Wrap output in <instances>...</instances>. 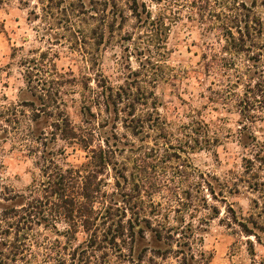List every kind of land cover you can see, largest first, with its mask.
Segmentation results:
<instances>
[{"label":"trees","instance_id":"1","mask_svg":"<svg viewBox=\"0 0 264 264\" xmlns=\"http://www.w3.org/2000/svg\"><path fill=\"white\" fill-rule=\"evenodd\" d=\"M122 1L124 8L115 0H97L91 6L102 19L104 34H113L127 18L133 21L134 34L125 39L126 53L139 63L137 71L129 69L128 77L135 78L132 82L114 87L102 74L99 79L82 76L79 81L72 72L59 73L47 60V52H35L32 54L36 57L24 58L21 63L30 99L0 107V141L18 143L35 157L38 168V174L22 193L0 185V205H5L0 207V264H110L113 252L126 256L123 250L131 252L137 237L144 239L148 231L154 241L169 247L164 252L153 250L154 255L174 251L186 263L188 256L192 258L193 245L206 219L194 224L195 214L213 211L217 218L218 211L209 201H217L218 196L225 201V192L239 195L241 190L258 194V199L252 201V212L245 218L241 211L237 214L225 205L224 222L261 242L264 178L260 172L264 170V157L254 155V161L242 166L244 174L223 182L196 172L188 163V155L208 149L206 125L193 119L190 123L168 121L159 113L149 89L153 90L160 80L176 19L194 18L199 27L214 30L224 42L219 51L210 49V55L203 57V76L214 80L222 73L227 78L224 85H218L223 87L220 91H210L216 97L221 92L229 93L240 107L239 130H252L258 107L264 101V22L257 17L260 9L264 11V0H168L157 14L142 0ZM38 2L42 11H60L65 16L71 27L69 37L79 48L80 39L69 18L76 16L77 8L66 5L65 0ZM103 43L104 40L96 44ZM83 54L93 71L97 59ZM239 56L243 58L242 67L235 64ZM63 87L82 98V121L78 127L61 109ZM142 92L152 96V103L135 99ZM140 104L150 105L151 112L144 119H135L134 107ZM91 107H97L98 113ZM99 107L108 114L112 108L111 125L108 119L103 120ZM119 124L125 133L118 132ZM251 139V145H259L255 137ZM58 141L83 151L86 162L78 167L61 165L65 150L57 147ZM160 151L166 154L161 160V169L168 175L165 179L159 178L155 166L148 162ZM125 153L134 156L130 166L118 161ZM106 175L113 180L110 192L106 191ZM165 193L164 204L153 201L154 196ZM169 213L176 214L178 225L169 223Z\"/></svg>","mask_w":264,"mask_h":264},{"label":"rangeland","instance_id":"2","mask_svg":"<svg viewBox=\"0 0 264 264\" xmlns=\"http://www.w3.org/2000/svg\"><path fill=\"white\" fill-rule=\"evenodd\" d=\"M65 1L66 5H73L78 10L74 18L72 15L69 18L73 32L80 39L79 48L69 37L68 30L71 27L60 11H49L50 9L42 11L38 0H0V107L30 99L24 85L21 63L24 58L36 57L32 54L35 52H47V60L56 66L59 73L72 72L79 81L82 80V76L99 79L98 75L102 74L111 85L117 87L123 85L125 81L132 82L135 79L132 75L128 77L129 69L137 71L139 63L125 51L127 45L125 39L134 34L133 21L127 18L120 28H115L113 34H104L102 19L95 7L91 6L97 0H81L82 5L80 0ZM115 1L118 6L123 7L122 0ZM142 1L153 14H157L168 0ZM159 1H162L161 4H157ZM124 13L125 16L128 15L127 11ZM257 17L264 22V11L260 9ZM192 19H187L185 16L181 20L180 16L176 19L169 34L168 59L159 72V82L155 84L153 90H149L154 93L159 113L167 117L168 121L190 123L193 119L202 121L206 125L210 136L208 149L189 154L188 163L196 172L215 176L223 182L234 175L244 174L242 166L246 161H254V155L259 154V157H264V101L261 107H258L259 112L256 113V119L251 124L252 130L243 132L239 130L242 123L240 107L236 106L229 93L221 92L216 97L210 91L211 89L215 92L220 91L223 87L218 85L227 82L226 76L219 73L213 80L212 77H205L202 74L203 57L209 56L212 51H219L224 42L217 32L208 31L203 26L199 27L195 19ZM102 39L103 44H96L102 43ZM78 50L89 53V56L97 59L93 71L89 70V66L83 60V52ZM235 64L242 67V56L236 59ZM256 77L254 76L255 81ZM90 85L94 86L92 82ZM62 89L61 109L68 115L72 124L78 127L82 121V98L79 93H69L66 87ZM135 99L139 103L150 104L153 101L150 94L143 92ZM99 108L103 120L108 119L111 125L114 121L112 108L109 114L104 113L103 107ZM18 109L22 108L18 107ZM91 110L95 113L99 111L97 107H91ZM134 110L135 119L138 117L144 119L151 112V106L140 104L136 105ZM118 127L119 133H125L120 124ZM251 137H255L259 145L256 147L251 145L253 143ZM240 138L243 142H240ZM57 145L58 148L64 147L65 150V157L60 162L64 167L67 165L78 167L86 162L85 153L77 147H68L61 141H58ZM133 157L125 153L122 157H118V161L130 166ZM164 157H166L165 152L160 151L148 162L155 166L154 170L158 177L165 179L168 175L161 169L163 166L161 160ZM35 162V157L23 151L18 143L0 141L1 187H6L13 193L24 192L38 174ZM255 164L256 169L258 163ZM260 175L264 178V170ZM104 178L108 183L106 191L110 192L113 185L111 175H106ZM165 195L166 193L154 196L153 201L164 204ZM222 196L225 201H222L220 196L217 201H209L210 206L216 207L218 211L217 218L213 211H201L195 214L192 221L194 224H198V220L204 219L203 217L206 219L201 226L203 231L197 236L198 241L193 245L192 258L188 256L186 263L184 257L174 251L163 256L154 255L153 250L160 249L164 252L169 247L154 241L152 233L148 231L144 239L137 237L131 252L128 249L123 250L126 256L113 252L110 255V264H264V235L258 243L253 236L246 237L241 234L237 226H226L224 222L225 205H229L237 214L241 211L243 217L247 218L252 212V201L258 199V194L241 190L239 195L225 192ZM0 202H2L1 198ZM175 215L169 213L171 225L179 224L174 220ZM185 220L189 221L187 217Z\"/></svg>","mask_w":264,"mask_h":264}]
</instances>
